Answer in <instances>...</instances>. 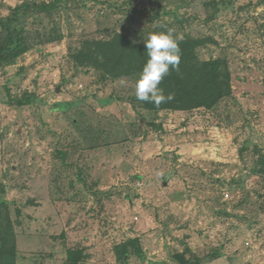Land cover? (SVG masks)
I'll return each mask as SVG.
<instances>
[{"label":"rangeland","instance_id":"374dc122","mask_svg":"<svg viewBox=\"0 0 264 264\" xmlns=\"http://www.w3.org/2000/svg\"><path fill=\"white\" fill-rule=\"evenodd\" d=\"M23 2L55 7L21 11L29 48L0 66L15 264L77 247L80 264H264V0H0V20ZM168 28L225 65L231 92L213 107L146 109L135 81L69 55Z\"/></svg>","mask_w":264,"mask_h":264},{"label":"trees","instance_id":"16d2710c","mask_svg":"<svg viewBox=\"0 0 264 264\" xmlns=\"http://www.w3.org/2000/svg\"><path fill=\"white\" fill-rule=\"evenodd\" d=\"M55 4H29L23 2L12 9L11 15L1 19L0 66L10 63L24 53L29 46L23 38L22 28L16 24L21 11L51 10ZM61 36L52 38L59 40ZM50 40V41H52ZM202 40L186 38L179 41L181 49L179 70H171L159 87L164 95L174 94V99L156 107L154 103L139 101L146 109L191 110L211 108L221 98L230 94L229 74L225 65L218 59L201 60L197 47ZM73 62L80 66L90 65L98 69L105 78L136 80L147 60L144 45H139L128 37L116 34L106 41H93L70 52ZM223 67V70L221 68ZM0 206L6 202L0 197ZM11 223L7 217H0V264H15L16 250L13 242ZM134 244V241L131 242ZM120 258L128 255L127 244H123ZM87 254L77 247L66 251L62 264H80ZM181 262L185 260L181 256Z\"/></svg>","mask_w":264,"mask_h":264},{"label":"clouds","instance_id":"9594fccd","mask_svg":"<svg viewBox=\"0 0 264 264\" xmlns=\"http://www.w3.org/2000/svg\"><path fill=\"white\" fill-rule=\"evenodd\" d=\"M175 30L168 28L165 31H153L143 38L147 52V60L139 78L135 82L134 94L137 100L151 102L159 107L174 99L173 93L164 95L159 87L161 81L171 70H179L181 49L179 41L182 35H174ZM126 84L125 80H121Z\"/></svg>","mask_w":264,"mask_h":264},{"label":"water","instance_id":"95a60500","mask_svg":"<svg viewBox=\"0 0 264 264\" xmlns=\"http://www.w3.org/2000/svg\"><path fill=\"white\" fill-rule=\"evenodd\" d=\"M59 89V88H58Z\"/></svg>","mask_w":264,"mask_h":264}]
</instances>
